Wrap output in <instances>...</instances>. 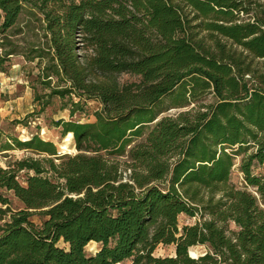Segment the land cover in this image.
<instances>
[{
  "label": "trees",
  "instance_id": "obj_1",
  "mask_svg": "<svg viewBox=\"0 0 264 264\" xmlns=\"http://www.w3.org/2000/svg\"><path fill=\"white\" fill-rule=\"evenodd\" d=\"M26 9L44 35L20 51ZM0 50V72L37 62L71 116L102 106L55 123L75 155L39 135L0 141L32 155L0 167L23 205L0 193V264H264V0H0ZM182 215L202 220L180 228ZM160 245L176 255L155 257Z\"/></svg>",
  "mask_w": 264,
  "mask_h": 264
},
{
  "label": "rangeland",
  "instance_id": "obj_2",
  "mask_svg": "<svg viewBox=\"0 0 264 264\" xmlns=\"http://www.w3.org/2000/svg\"><path fill=\"white\" fill-rule=\"evenodd\" d=\"M242 17L247 18V16ZM41 25L34 17L28 14L26 9L20 21V26L24 28L23 33L12 37V42L18 45L20 51H29L39 41L40 43L43 42L44 33L40 31V34H38V31L41 30ZM37 34L39 36H36ZM0 53H2L1 50ZM36 63L27 62L22 55H15L11 56L9 61L5 63L4 72H0L3 73V75H0V141L2 144L10 142L12 138L26 141L34 135H39L46 141L54 142L61 155H75L77 154V149L74 138H71L70 135L63 137L62 128L55 127V123L61 120L81 123L93 122L95 121V113L101 110L102 106L96 100H88L83 103L82 108L74 116H71L72 103L68 98L48 97L51 91L38 80L39 70ZM121 81L123 83L133 82L136 81V78L124 75L121 77ZM73 99L75 102L79 101L76 97ZM206 101H212V96H209ZM169 103L170 100H166L165 105L168 106ZM178 112V110H172L164 115H175ZM29 156H32L30 152L20 150L0 153V167L7 168L9 163ZM240 163L241 158L237 160L232 172L231 183L235 187L243 189L246 185L239 170ZM25 178L26 173H22L20 181L24 182ZM0 193L9 199L10 206L14 211L23 208V205L13 192L0 189ZM32 220L37 225H41L44 217L41 214H36L32 217ZM201 220L200 215L194 218L182 215L179 218L180 228L193 226ZM5 221H0V225H3ZM230 230L237 231L238 229L234 224H230ZM59 246L62 248L67 247L63 242ZM99 248L100 245L97 243H91L87 247V254H95ZM191 250H193L196 258L203 256L207 252L206 246H196L191 248ZM175 255L176 248L173 245H160L154 252L155 257L165 258L174 257ZM121 264H132V260H127Z\"/></svg>",
  "mask_w": 264,
  "mask_h": 264
},
{
  "label": "crops",
  "instance_id": "obj_3",
  "mask_svg": "<svg viewBox=\"0 0 264 264\" xmlns=\"http://www.w3.org/2000/svg\"><path fill=\"white\" fill-rule=\"evenodd\" d=\"M0 75H3V73H0ZM9 79V78H8Z\"/></svg>",
  "mask_w": 264,
  "mask_h": 264
},
{
  "label": "water",
  "instance_id": "obj_4",
  "mask_svg": "<svg viewBox=\"0 0 264 264\" xmlns=\"http://www.w3.org/2000/svg\"><path fill=\"white\" fill-rule=\"evenodd\" d=\"M192 256V255H191ZM193 257V256H192ZM193 258H196V257H193Z\"/></svg>",
  "mask_w": 264,
  "mask_h": 264
}]
</instances>
